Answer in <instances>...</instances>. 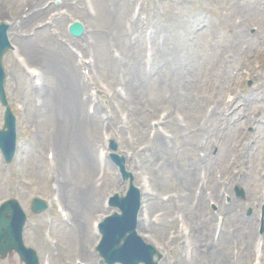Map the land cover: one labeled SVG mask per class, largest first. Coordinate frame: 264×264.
<instances>
[{"label": "rangeland", "instance_id": "rangeland-1", "mask_svg": "<svg viewBox=\"0 0 264 264\" xmlns=\"http://www.w3.org/2000/svg\"><path fill=\"white\" fill-rule=\"evenodd\" d=\"M30 1L0 0V21L9 22L11 44L18 48L3 57L5 87L13 109L16 108V104L23 107V110L14 109L17 117L18 142L15 157L11 164H5L0 156V202L18 197L28 211L30 201L35 196L49 201L51 203L49 213L28 216L24 230L25 242L37 252L43 264L47 261L49 264H64L66 260L74 264L79 260L77 259L79 253L85 254L84 249L91 250L94 242L96 243L93 223L110 211L105 206L103 198L114 191L121 192L127 187L110 162L106 159L105 163L99 161L102 159L99 152L107 151L108 139L113 138L117 141L119 154L125 153L124 148L130 145L140 151L141 155L144 153L147 137L152 136L157 127H160L173 135L170 154L173 155L175 151L180 153L169 158L161 155L166 160L165 165L160 166L157 162L156 166L160 168L157 172H151L152 175L149 173L152 171L150 160L149 167L147 161L142 162L140 158H135L130 164L133 165L135 161L136 184H143L144 175L148 176L151 186L155 180L152 181V178H157L155 183L158 184L155 187L153 184V190L150 191V194L153 192L155 196L145 203L142 211V216L147 217L149 225L151 217L156 221L159 218L161 226H153L151 234H155V240L162 241L177 237L180 235V227L173 215L180 206L187 214L193 215L191 207L193 198L188 190L179 187V180H173L168 162L173 163V160H181L183 157L189 159L188 155H181V152L188 151L190 144L192 146L195 144L194 151L204 146L207 156L212 159L214 156L210 153L214 152L215 141L221 147L219 152L224 151L225 147H222L224 135L219 132L220 113L228 107L232 110L229 122H236L237 106L243 107L242 100H238L233 106L224 104L226 90L234 92L237 98H241L243 94H249L251 98L252 92L253 96L263 98L264 51L251 58L256 52V39L251 35L252 31L249 32V23H256L253 33L264 35V0H208L207 10L206 0H57V3H54L56 0H33V3L39 1L34 7L30 6L28 3ZM23 7H25L23 11L28 13L21 11ZM219 7L227 9L229 17L226 18V22L214 27L218 18L222 20ZM28 9L30 10L27 11ZM29 13L38 17L31 20ZM108 14L111 16L109 21ZM71 20H77L86 27L85 36L88 40L87 47L84 44L77 46L82 47L78 50L85 54L84 60H88L79 65V72L86 76L84 81L88 80L86 85L88 88L85 87L82 99L85 93L90 92V87L95 90L90 99L89 95L83 99L84 103L82 102L83 115L84 113L88 116L93 115L90 119L95 120L97 126L87 141L93 160H97V163L94 161L95 182L104 172L100 179V182L103 181L99 191L101 194L97 195L96 205L88 204L84 207H78L80 195L83 194H80V188L86 184L83 174H77L75 171L76 160L71 162L65 158L64 162L70 165L68 169V166L58 159L55 150L57 145L54 144L58 133L61 135L59 126L64 124V120L61 119L59 125L55 116L56 107L62 105L60 107L66 113L64 106L67 102L66 99V102L61 100L60 95L64 93L59 88L69 83L56 69L55 53H59V49L62 48L65 54L62 52L61 54L65 56L67 64H73L74 57L70 51L72 45L67 43L81 41V38H73L67 32ZM233 20H241L242 25L234 26ZM112 23L118 24V27L113 25L111 30H108L106 27L109 28ZM230 28L234 32H239L237 39L241 44L238 47L232 45L234 38L230 36ZM104 30L108 35H104ZM18 31L21 37H16ZM211 34L216 36L215 40H211ZM61 42L66 44H60ZM241 46L245 47L249 57H245L248 74L239 80V75H235L232 68L241 60L239 58ZM34 47L41 52V55L35 53L36 58L32 57ZM228 51L234 54L231 58L228 57ZM21 58L24 59V63L21 62ZM44 58L49 67L43 69L41 65ZM37 67L41 69L39 72H43L37 76L44 83L38 86L34 83L37 80L28 70ZM84 70L89 74H84ZM141 85L145 86V91ZM183 86H186L189 95L178 100L175 96L182 92ZM38 87H44L43 91H38ZM120 87L124 89L122 95L116 91H120ZM53 95L59 96L55 102L52 100ZM256 105L254 103L251 108ZM94 106L99 108V112ZM263 107L264 104L256 109L259 111L257 119L260 121H264ZM211 108L213 111L209 112ZM93 109L94 114L91 113ZM172 109L177 110L170 112ZM213 112L215 113L207 118V114ZM163 113L168 119L162 120L161 124L158 120ZM179 116L183 119L185 127L179 123ZM238 121L240 124L230 123L232 132L243 124V120ZM1 123L0 111V126ZM182 140H187L184 144L187 143L188 146L177 148L179 146L177 144ZM262 147L263 152L264 144ZM129 152L132 151L129 150L127 154ZM50 153L53 160L48 158ZM196 153L192 156L195 157ZM229 153V148L226 147L225 155H221L225 158L220 161L211 160L206 168L210 178L213 177L216 168H220L228 181L226 189L234 192L239 178H232L228 171L223 169ZM76 154V150L73 149L72 156ZM155 160L158 161V157ZM182 164L184 162H178L176 166L180 167ZM53 168L64 179V188L58 187L55 175L51 173ZM194 170H197V166L196 169L193 168ZM251 171L247 179L246 196L243 199L237 196L242 203L235 202L232 205H238L236 209L243 212V217L232 213L227 226V231L237 230V233L230 236L229 247L222 250L227 259L231 255L229 264H251L254 253L252 246H255L258 239L255 218L259 215L261 204L264 202L260 193L264 185L258 178L260 164L256 168L253 161ZM163 194L169 197L175 194V197L163 201L161 199ZM231 195L234 197L232 192ZM54 196L62 204L69 201L76 206L65 207L66 211L71 209L72 225H67L59 219L56 214L58 212L52 205ZM164 197L167 198L165 195ZM259 199L261 203L257 205ZM193 203L195 205V201ZM202 205L203 214L210 217V208L206 207L204 202ZM77 208L82 209L83 216L76 215ZM248 210H251L253 215H248ZM179 213H183L182 209ZM222 215L225 216L224 213ZM74 216L84 219L87 234L76 225ZM245 217L248 218L247 221ZM214 223H210L209 228L213 227ZM233 224L238 229H230ZM210 234L211 231L204 242L209 243L207 238ZM182 240L174 238L170 241L169 247L162 246L165 258H161L159 264H170L184 259L182 253L187 246ZM233 245L236 246L237 253H233ZM56 251L59 254L63 251L68 257L60 258ZM86 257L88 256L85 254ZM59 259L63 261L58 263ZM0 264L20 263L16 255L10 254L5 259H0Z\"/></svg>", "mask_w": 264, "mask_h": 264}, {"label": "bare ground", "instance_id": "bare-ground-1", "mask_svg": "<svg viewBox=\"0 0 264 264\" xmlns=\"http://www.w3.org/2000/svg\"><path fill=\"white\" fill-rule=\"evenodd\" d=\"M31 6L33 5V0L28 2ZM125 5H127L125 3ZM35 6V4H34ZM25 8L21 9L23 11ZM25 12V11H24ZM32 17H37V16H32ZM111 18L110 14L107 15V21H109ZM118 27V24L112 23L109 28L106 27L108 30H111L113 27ZM17 28V27H15ZM14 28V29H15ZM17 32V31H15ZM107 32V31H106ZM105 32V33H106ZM11 33H9L10 35ZM17 37H21L19 34V31L17 33ZM81 44L86 43V40H81ZM61 44V43H60ZM60 47V46H59ZM65 52L63 51L62 48L59 49V53H55V66L57 71H60L62 74V77L66 78V80L69 82L67 85L64 84L61 86L59 89L64 93L63 95H60L61 100H64L66 102L64 109L66 113H60L57 115L55 113V116L58 117V121L60 123L61 118L64 120V124L62 125L63 129H68L69 134L65 132L63 134V137L58 133V136L56 138L55 144L57 145V156H63V154L66 153V158L69 159L72 157V161L76 160L75 164V171L77 174L82 173L83 174V179L85 181V186L80 188L82 195H80V203L78 207H84L88 204H95L97 203V195H99V191L101 189V183H97L94 180L93 177V172L95 170L96 163L94 164L93 156L91 154V150L89 147V143L87 142L90 137H92L91 132L92 130L96 129L97 126L95 124V120H91L90 118L92 115L88 116L82 111V102L84 103L88 94L85 93V97L82 99L83 91L86 86V82L84 83V80H82V77L79 75V71L77 70L76 64H67L65 60V56L61 54ZM41 55V52L36 49L35 47L32 49V57L36 58L37 56L35 55ZM139 62V61H138ZM42 68H47L49 67V63L47 65L46 59H43V63L41 65ZM142 90L145 91V86L141 85ZM88 88V87H87ZM90 99V96L88 97ZM66 99V100H65ZM53 101H57V97L53 95L52 97ZM88 116V117H87ZM90 123V125H89ZM153 141L155 143H153ZM147 144L149 143V148L152 146V154H144V157H157L161 155H165L168 158L172 157L170 154V151H167L166 149L163 148V143L164 140L159 138L158 136L153 137L152 139L147 138ZM190 149H188V155L191 157L193 154V149L194 145L192 146L191 144L189 145ZM192 147V148H191ZM128 150L132 151V156L135 157V153H138V151H135L133 147L126 146ZM73 149L76 150L77 154L73 155ZM69 152V153H68ZM192 152V154H191ZM175 153V152H174ZM130 158V157H129ZM131 159V158H130ZM189 160L185 159V163H188ZM172 168H174V176L178 177V185L179 187H184V189L188 190L191 192L193 195L192 197L196 200L197 206H195V211L196 215L195 217L198 219L196 221L195 217H186L187 221L192 222V230L194 231V240H195V248H196V255L198 257H202L206 259V264H229V260L224 256V251H221V249L224 248V243L223 241L221 242L220 245H213L211 244V248L207 245H203V240L206 236V232L208 231V227L213 219V217L207 218L201 211H202V202L204 200V196L202 194V190L198 187L196 176L194 175L193 168L191 169H186L185 167H176L173 164H170ZM193 171V172H192ZM92 179V180H91ZM93 181V183L91 182ZM141 189V188H140ZM190 193V194H191ZM141 194L144 195V193L141 192ZM92 205V206H93ZM200 208V211H199ZM79 209V208H78ZM80 210V209H79ZM82 225L85 227L84 222H80ZM143 228L139 227V230H142ZM82 231L85 233V231L82 229ZM144 231V230H143ZM193 234V232H191ZM193 237V236H192ZM143 239L147 242L152 243L150 240H146L143 236ZM166 244V243H165ZM169 245V244H167ZM223 255V256H222ZM225 258V259H224ZM190 264H197L195 262H192Z\"/></svg>", "mask_w": 264, "mask_h": 264}, {"label": "water", "instance_id": "water-1", "mask_svg": "<svg viewBox=\"0 0 264 264\" xmlns=\"http://www.w3.org/2000/svg\"><path fill=\"white\" fill-rule=\"evenodd\" d=\"M71 31L73 34H77L79 31L78 24H74L71 27ZM8 46L9 45L7 41L5 40L3 30H0V58H1V55L4 53V51L8 48ZM2 81H3V74L1 71V65H0V90L2 89ZM0 147L5 152V154L8 156V158L12 156L13 150H14V135H13V128L9 124L7 126L6 131L0 132ZM130 195H132V193ZM130 206L127 207V205H121L123 216L127 213V209ZM136 209H137V199L135 202V206L133 208L134 213L136 212ZM8 210H10L11 213L12 212L15 213V211H13L12 208L10 207H8ZM16 223L20 226L21 221H20L19 216L12 214L10 218L4 219L0 215V239L2 238V241H3V247H1L2 248L1 252L5 251L6 249H12L14 247L20 252V256L22 257V259L26 260V264H32L31 258L28 255V253L24 252L22 248L20 250V244L15 239L13 230L16 227ZM120 224L122 225V222ZM115 239L118 240L119 236H116Z\"/></svg>", "mask_w": 264, "mask_h": 264}]
</instances>
